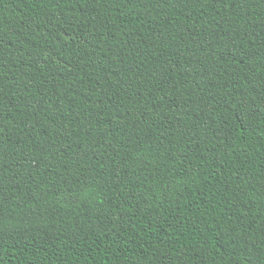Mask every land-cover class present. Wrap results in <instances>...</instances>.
<instances>
[{
	"label": "trees",
	"instance_id": "1",
	"mask_svg": "<svg viewBox=\"0 0 264 264\" xmlns=\"http://www.w3.org/2000/svg\"><path fill=\"white\" fill-rule=\"evenodd\" d=\"M0 264H264V0H0Z\"/></svg>",
	"mask_w": 264,
	"mask_h": 264
}]
</instances>
